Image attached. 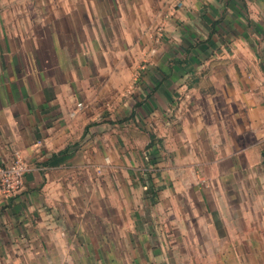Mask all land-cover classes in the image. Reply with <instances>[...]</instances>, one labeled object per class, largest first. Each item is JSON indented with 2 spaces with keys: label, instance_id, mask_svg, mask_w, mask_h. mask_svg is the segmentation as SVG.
I'll return each mask as SVG.
<instances>
[{
  "label": "crops",
  "instance_id": "crops-1",
  "mask_svg": "<svg viewBox=\"0 0 264 264\" xmlns=\"http://www.w3.org/2000/svg\"><path fill=\"white\" fill-rule=\"evenodd\" d=\"M167 19L197 40L141 64ZM200 29L212 63L192 62ZM152 132L172 151L157 178L176 229L185 185L210 245L264 231V0H0V165L31 166L0 194V264L80 262L90 231L133 229Z\"/></svg>",
  "mask_w": 264,
  "mask_h": 264
},
{
  "label": "rangeland",
  "instance_id": "rangeland-1",
  "mask_svg": "<svg viewBox=\"0 0 264 264\" xmlns=\"http://www.w3.org/2000/svg\"><path fill=\"white\" fill-rule=\"evenodd\" d=\"M189 7L190 5H185L184 2L174 4L176 10L187 8L188 11ZM168 22L172 23L167 19L166 24L159 23L156 26L155 31L160 40L153 41L155 54L149 59H142V57L141 64L152 62L153 57H156L155 62L169 61L178 57L179 50L184 49L192 39L197 40L195 36L189 39L184 35V32L190 28V24L177 23L170 28ZM203 25H205L203 22L198 23V29ZM180 33L179 39L168 35ZM197 36L200 39L199 43H205L198 47L199 51L204 54L201 58L193 57L192 62L212 63L219 54L208 53L207 55L206 49L210 39L205 37L201 29ZM164 43L169 50L158 55V50ZM215 45L218 47V44ZM145 46L146 44L143 45ZM218 51L216 50L217 53L221 52ZM183 53L182 51L180 56H183ZM150 137L154 144L151 147L149 158L151 169H148L150 173V178L147 179L148 189L144 192L142 200H136L132 216L133 229H131V224L125 222L126 217L121 216L119 226L110 227L111 230L108 227L109 231L104 232L106 237H99L101 231H97L96 234L93 231L89 232L92 240L88 241L92 245L82 246V261L55 264H264V231H247L246 241L231 240L227 246L210 245L212 240L208 239V232L206 230L200 232L196 227V207L191 203V190L188 185V187L185 185L183 187V229H176L174 213L170 214V210L174 207L171 204L174 200V183L173 181L161 183L157 178L161 169L160 163L169 160L172 151L169 150L164 137L158 136L155 132H152ZM183 170L189 181L190 168L185 169L184 167ZM183 180L184 184H188L185 178ZM164 188L169 191V194L162 199Z\"/></svg>",
  "mask_w": 264,
  "mask_h": 264
},
{
  "label": "built area",
  "instance_id": "built-area-1",
  "mask_svg": "<svg viewBox=\"0 0 264 264\" xmlns=\"http://www.w3.org/2000/svg\"><path fill=\"white\" fill-rule=\"evenodd\" d=\"M31 170L29 162L20 152L0 165V194L5 198L15 195L25 183L27 173Z\"/></svg>",
  "mask_w": 264,
  "mask_h": 264
},
{
  "label": "trees",
  "instance_id": "trees-1",
  "mask_svg": "<svg viewBox=\"0 0 264 264\" xmlns=\"http://www.w3.org/2000/svg\"><path fill=\"white\" fill-rule=\"evenodd\" d=\"M152 144H154V142L150 144V147L152 146Z\"/></svg>",
  "mask_w": 264,
  "mask_h": 264
}]
</instances>
